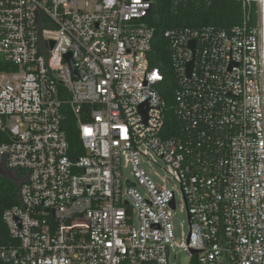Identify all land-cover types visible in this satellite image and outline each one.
<instances>
[{"label":"built area","instance_id":"built-area-1","mask_svg":"<svg viewBox=\"0 0 264 264\" xmlns=\"http://www.w3.org/2000/svg\"><path fill=\"white\" fill-rule=\"evenodd\" d=\"M154 1L0 0V165L18 185L0 264H264L263 0L229 29L164 33L170 105Z\"/></svg>","mask_w":264,"mask_h":264},{"label":"trees","instance_id":"trees-1","mask_svg":"<svg viewBox=\"0 0 264 264\" xmlns=\"http://www.w3.org/2000/svg\"><path fill=\"white\" fill-rule=\"evenodd\" d=\"M242 17L240 0H155L151 9L148 23L154 28L150 64L159 67L165 73L161 86V94L170 105L173 102V79L167 59V39L164 33L170 29L184 27L216 26L229 29L240 23ZM257 7L253 6L251 24L257 23ZM172 113L167 118L166 126L173 125ZM63 127L67 133L70 152L73 155L79 148L80 142L77 126L71 116H68ZM170 129V127H169ZM17 186L10 180L0 181V245L9 240L7 229L2 220L4 209L17 204ZM192 264H196L192 260Z\"/></svg>","mask_w":264,"mask_h":264},{"label":"rangeland","instance_id":"rangeland-1","mask_svg":"<svg viewBox=\"0 0 264 264\" xmlns=\"http://www.w3.org/2000/svg\"><path fill=\"white\" fill-rule=\"evenodd\" d=\"M145 166L149 168L148 165H145ZM161 166H163V163L160 160L157 161V164H153V168H155L157 173L160 175H164L165 172L161 168ZM125 174L129 175L128 173H125ZM176 202H177V207L173 211L172 222L174 224L175 237L176 239H180L182 231H185L186 233L188 231V222H187V216H186L185 209L181 211V204L183 202H182V198L180 194L176 195ZM169 261H170V264H192L188 253L182 250H179V249H174V251H172Z\"/></svg>","mask_w":264,"mask_h":264},{"label":"water","instance_id":"water-1","mask_svg":"<svg viewBox=\"0 0 264 264\" xmlns=\"http://www.w3.org/2000/svg\"><path fill=\"white\" fill-rule=\"evenodd\" d=\"M149 1H154V0H149ZM66 58L69 60V62H71L70 54H67ZM0 167H4V166L0 165ZM0 174H2L6 178L12 180L16 184V186L18 187L17 180L10 171H9V173L8 172H1ZM131 185L133 186V184H131Z\"/></svg>","mask_w":264,"mask_h":264},{"label":"flooded vegetation","instance_id":"flooded-vegetation-1","mask_svg":"<svg viewBox=\"0 0 264 264\" xmlns=\"http://www.w3.org/2000/svg\"><path fill=\"white\" fill-rule=\"evenodd\" d=\"M1 172H8L9 173V170H7L5 167H0V173ZM3 178L6 179V177H4L2 174H0V181L3 180ZM17 192H18V187H17Z\"/></svg>","mask_w":264,"mask_h":264},{"label":"bare ground","instance_id":"bare-ground-1","mask_svg":"<svg viewBox=\"0 0 264 264\" xmlns=\"http://www.w3.org/2000/svg\"><path fill=\"white\" fill-rule=\"evenodd\" d=\"M262 20H263V25H264V0L262 3Z\"/></svg>","mask_w":264,"mask_h":264}]
</instances>
